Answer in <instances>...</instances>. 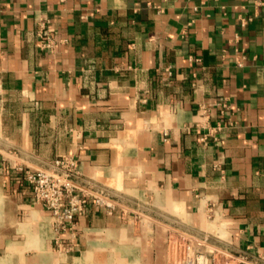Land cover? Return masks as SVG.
<instances>
[{"label":"crops","instance_id":"crops-1","mask_svg":"<svg viewBox=\"0 0 264 264\" xmlns=\"http://www.w3.org/2000/svg\"><path fill=\"white\" fill-rule=\"evenodd\" d=\"M60 158L116 206L55 230L15 166ZM197 252L264 262V0H0V264Z\"/></svg>","mask_w":264,"mask_h":264},{"label":"built area","instance_id":"built-area-1","mask_svg":"<svg viewBox=\"0 0 264 264\" xmlns=\"http://www.w3.org/2000/svg\"><path fill=\"white\" fill-rule=\"evenodd\" d=\"M41 47L51 51L55 46V39L51 30L41 25L38 32ZM244 55L237 60L239 66L243 65ZM221 108H226V103L220 102ZM17 171L24 175L31 190L32 200L49 211L53 219L55 230L72 228L75 219L85 210L86 204L93 202L112 210L116 201L100 191L89 187L80 186L74 179L75 163L70 158L56 159L47 167L17 165ZM58 241V240H57ZM240 264H264L249 258L239 257ZM185 264H212L210 259L202 252L189 256Z\"/></svg>","mask_w":264,"mask_h":264}]
</instances>
